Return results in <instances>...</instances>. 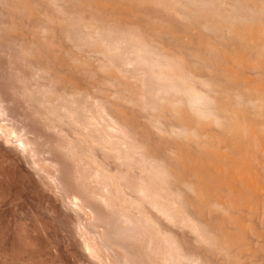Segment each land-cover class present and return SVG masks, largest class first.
<instances>
[{
	"label": "clouds",
	"instance_id": "clouds-1",
	"mask_svg": "<svg viewBox=\"0 0 264 264\" xmlns=\"http://www.w3.org/2000/svg\"><path fill=\"white\" fill-rule=\"evenodd\" d=\"M0 159V264H264V0H0Z\"/></svg>",
	"mask_w": 264,
	"mask_h": 264
},
{
	"label": "rangeland",
	"instance_id": "rangeland-1",
	"mask_svg": "<svg viewBox=\"0 0 264 264\" xmlns=\"http://www.w3.org/2000/svg\"><path fill=\"white\" fill-rule=\"evenodd\" d=\"M0 159V240H3L5 242L10 243L17 228L24 222L27 223L28 226L32 229H36L37 232H39V229H37V223H40L45 229H49L52 227L50 221L51 217L48 215L49 208H45L44 201L42 197H39L37 195H34V187L31 185H24L26 181H28L27 178L22 180L23 177L20 178L19 174L18 176H15L13 171H16V168L14 169V166H12L10 161ZM3 162V163H2ZM9 164V165H7ZM6 165V166H5ZM9 166V167H8ZM13 167V170H12ZM6 168V169H5ZM12 171V172H11ZM14 171V172H15ZM17 172V171H16ZM5 173V174H4ZM4 174V175H3ZM7 174V175H6ZM12 174V175H11ZM17 177L14 181L13 179ZM11 175V176H9ZM11 179L8 181L7 178L9 177ZM13 176V177H12ZM5 177V178H4ZM3 178V179H2ZM20 178V179H18ZM18 179V180H17ZM27 179V180H26ZM7 182H6V181ZM22 180V181H20ZM17 181V182H16ZM3 182V183H2ZM10 182H13L12 184H9ZM23 182V183H22ZM29 182V181H28ZM27 182V183H28ZM2 183V184H1ZM22 183V184H21ZM29 184V183H28ZM9 185L10 187H8ZM18 185V186H17ZM24 185V186H23ZM23 188H20L22 187ZM5 188V189H3ZM2 189V190H1ZM8 189V190H7ZM22 191H21V190ZM5 192V193H3ZM33 192V193H32ZM4 194V195H3ZM31 194V195H30ZM3 196V198H2ZM17 196V197H16ZM9 197V198H8ZM6 198V199H5ZM16 198V199H15ZM22 198V199H21ZM39 198V199H38ZM2 199V200H1ZM20 200V201H19ZM35 200V201H34ZM40 201V202H39ZM37 204V205H36ZM41 204V205H40ZM43 204V205H42ZM25 206V207H24ZM51 208V207H50ZM25 209V210H24ZM40 209V210H39ZM13 210V211H12ZM35 210V211H34ZM51 211V210H50ZM11 212V213H10ZM16 212V213H15ZM43 215H42V214ZM38 215V216H37ZM37 216V217H35ZM11 217V218H10ZM40 218V219H39ZM45 219V220H44ZM22 220V221H21ZM30 220V221H29ZM49 220V221H48ZM38 221V222H37ZM42 221V222H41ZM44 221V222H43ZM46 221V223H45ZM22 222V223H21ZM34 222V223H33ZM7 225V226H6ZM48 225V226H47ZM50 225V226H49ZM11 226V227H10ZM17 228H16V227ZM5 227V229H4ZM49 227V228H48ZM3 229V230H1ZM8 231V232H7ZM52 233L49 232V237L51 238ZM3 238V239H2ZM5 238V239H4ZM38 238L43 241L42 236H38ZM42 238V239H41ZM7 239V240H6ZM10 240V242H9Z\"/></svg>",
	"mask_w": 264,
	"mask_h": 264
},
{
	"label": "bare ground",
	"instance_id": "bare-ground-1",
	"mask_svg": "<svg viewBox=\"0 0 264 264\" xmlns=\"http://www.w3.org/2000/svg\"><path fill=\"white\" fill-rule=\"evenodd\" d=\"M4 160H8V161H10L9 159H4ZM8 161H7V162H8ZM2 163H3V162H2ZM10 163H12L11 165L14 166V169L16 168V171H17V172H16L15 170H14L15 172L13 171V173L15 174V176H18V174H19V176L21 175L20 178L23 177L22 180H24L26 177L22 174V171H21L20 166L16 165L15 162H10ZM7 165H9V164H7ZM5 166H6V165H5ZM8 167H9V166H8ZM5 169H6V168H5ZM0 170H1V169H0ZM12 170H13V167H12ZM0 172H1V171H0ZM11 172H12V171H11ZM4 174H5V173H4ZM4 174H3V175H4ZM14 174H13V176H14ZM6 175H7V174H6ZM11 175H12V174H11ZM11 175H9V176H11ZM0 176H1V175H0ZM9 176H8V177H9ZM13 176H12V177H13ZM15 176H14V177H15ZM19 176H18V177H19ZM14 177H13V178H14ZM24 177H25V178H24ZM4 178H5V177H4ZM13 178H12V179H13ZM16 178H17V177H15V178L13 179V181H14ZM20 178H18V179H20ZM2 179H3V178H2ZM10 179H11L10 177H9V179L7 178L8 181H9ZM12 179H11V181H12ZM18 179H17V180H18ZM22 180H20V181H22ZM26 180H27V179H26ZM5 181H6V180H5ZM24 181H25V180H24ZM28 181H29V180H28ZM28 181H26V183H25L24 185H30L31 183H29ZM0 182H1V180H0ZM6 182H7V181H6ZM14 182H15V181H14ZM16 182H17V181H16ZM27 182H28L29 184H28ZM2 183H3V182H2ZM2 183H1V184H2ZM12 183H13V182H10L9 184H12ZM22 183H23V182H22ZM22 183H21V184H22ZM24 185H23V186H24ZM31 185H32V184H31ZM31 185H30V186H31ZM7 186L10 187L9 185H7ZM17 186H18V185H17ZM23 186L20 187V188H23ZM32 186H33V185H32ZM0 187H1V186H0ZM33 187H34V186H33ZM3 189H5V188H3ZM1 190H2V189H1ZM7 190H8V189H7ZM20 190H21V189H20ZM21 191H22V190H21ZM0 192H1V191H0ZM3 193H5V192H3ZM32 193H33V192H32ZM3 195H4V194H3ZM30 195H31V194H30ZM16 197H17V196H16ZM0 198H1V197H0ZM2 198H3V196H2ZM8 198H9V197H8ZM5 199H6V198H5ZM15 199H16V198H15ZM21 199H22V198H21ZM38 199H39V198H38ZM1 200H2V199H1ZM19 201H20V200H19ZM34 201H35V200H34ZM39 202H40V201H39ZM36 205H37V204H36ZM40 205H41V204H40ZM42 205H43V204H42ZM0 206H1V205H0ZM24 207H25V206H24ZM49 209L51 210V211L49 210V212H53V211H55L54 207H51V208L49 207ZM24 210H25V209H24ZM39 210H40V209H39ZM12 211H13V210H12ZM34 211H35V210H34ZM49 212H48V213H49ZM10 213H11V212H10ZM15 213H16V212H15ZM41 214H42V213H41ZM42 215H43V214H42ZM37 216H38V215H37ZM37 216H35V217H37ZM10 218H11V217H10ZM39 219H40V218H39ZM51 219H52V218H51ZM44 220H45V219H44ZM21 221H22V220H21ZM29 221H30V220H29ZM48 221H49V220H48ZM37 222H38V221H37ZM41 222H42V221H41ZM43 222H44V221H43ZM21 223H22V222H21ZM27 223H29V222H27ZM33 223H34V222H33ZM45 223H46V221H45ZM47 223H48V222H47ZM47 223H46V224H47ZM6 226H7V225H6ZM47 226H48V225H47ZM49 226H50V225H49ZM10 227H11V226H10ZM15 227H16V226H15ZM16 228H17V227H16ZM48 228H49V227H48ZM50 228H51V227H50ZM4 229H5V227H4ZM1 230H3V229H1ZM3 231H4V230H3ZM7 232H8V231H7ZM0 233H3V232H0ZM2 239H3V238H2ZM4 239H5V238H4ZM41 239H42V238H41ZM6 240H7V239H6ZM9 242H10V240H9Z\"/></svg>",
	"mask_w": 264,
	"mask_h": 264
}]
</instances>
